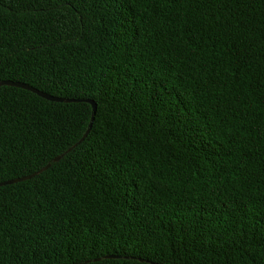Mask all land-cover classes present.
<instances>
[{"label":"trees","instance_id":"16d2710c","mask_svg":"<svg viewBox=\"0 0 264 264\" xmlns=\"http://www.w3.org/2000/svg\"><path fill=\"white\" fill-rule=\"evenodd\" d=\"M3 80L0 264H264V0H0Z\"/></svg>","mask_w":264,"mask_h":264},{"label":"water","instance_id":"95a60500","mask_svg":"<svg viewBox=\"0 0 264 264\" xmlns=\"http://www.w3.org/2000/svg\"><path fill=\"white\" fill-rule=\"evenodd\" d=\"M1 86H10V87L22 88V89L31 91V92L37 94L38 96H40V97H42V98H44L46 100L53 101V102H70V101H72V100H67V99H63V98H59V97H55V96L49 95V94L44 93L43 91H41V90H39V89H37V88L27 84V83L20 82V81L3 80V81H0V87ZM88 102L92 105V116H91V121H90V124L88 126V129L85 132V134L83 135V137L75 145H73V147H71L67 152H69L74 147H76L79 144H81L86 139V137L88 136V134L90 133V131L92 129V125H93V122H94V119H95V115H96V111H97V104H96V102H94L92 100H88ZM61 158H62V155L55 157L54 158V162H58ZM49 167H50V164L46 165L43 169H41L37 173L31 174L29 176H24V177H20V178L11 179V180H8V181L0 182V187L32 179L37 174H40L41 172L47 170Z\"/></svg>","mask_w":264,"mask_h":264}]
</instances>
